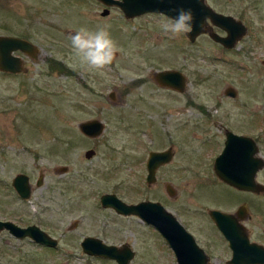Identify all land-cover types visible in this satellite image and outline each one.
<instances>
[{
	"label": "rangeland",
	"instance_id": "1",
	"mask_svg": "<svg viewBox=\"0 0 264 264\" xmlns=\"http://www.w3.org/2000/svg\"><path fill=\"white\" fill-rule=\"evenodd\" d=\"M209 1L247 24L236 49L224 51L206 35L190 41L185 33L165 34L160 28L165 17L157 13L130 19L118 7H108L101 15L105 6L97 0H0V34L28 38L40 48L36 60L17 52L26 73L0 72V219L37 224L58 239L51 248L0 230V264H116L86 254L80 241L87 235L133 245L137 255L130 264H177L156 229L135 215L101 206L105 192L126 202L159 201L209 253V264H226L231 254L209 210L234 211L239 192L219 181L213 163L223 148V123L258 135L264 151V5ZM103 26L122 52L101 75L78 66L68 30ZM49 60L69 71L50 69ZM161 69L182 71L187 88L158 86L151 74ZM227 85L236 89L235 97L224 94ZM111 91L115 101L108 97ZM251 113L258 115L254 125ZM90 118L105 123L95 138L78 128ZM169 146L172 160L148 185V152ZM88 148L95 150L90 158L84 155ZM60 166L67 170L59 172ZM20 172L31 180L27 199L11 184ZM40 172L43 181L36 185ZM254 203L264 215V199ZM75 220L77 226L68 230ZM259 222L255 236L264 226Z\"/></svg>",
	"mask_w": 264,
	"mask_h": 264
},
{
	"label": "water",
	"instance_id": "2",
	"mask_svg": "<svg viewBox=\"0 0 264 264\" xmlns=\"http://www.w3.org/2000/svg\"><path fill=\"white\" fill-rule=\"evenodd\" d=\"M105 8L101 15H107V7L115 6L122 10L126 18H133L148 12H163L170 17H175L174 9H191L194 22L193 31L186 33L187 37L194 41L201 33H208L211 38L225 47L231 48L236 41L247 32L243 22L230 14L218 12L208 5L205 0H99ZM223 29L227 34L221 36L209 29L210 25ZM74 33L75 31H71ZM23 55L36 60L40 54V48L33 41L16 35L0 34V72L18 74L26 73L28 67ZM152 80L160 87L183 92L187 88L188 79L178 69H161L152 72ZM225 94L235 96L233 86L225 89ZM115 91H111L108 97L116 100ZM80 132L90 138L102 134L105 123L99 118H90L78 123ZM225 145L216 156L213 169L216 175L228 184L242 189H256L259 184L255 182L256 171L264 167L261 157L252 158L253 152L257 151V145L245 135H238L231 131L227 132ZM246 145L249 147L247 148ZM95 154L93 148L85 150L84 155L90 158ZM174 152L171 146L163 150H150L146 160V182L153 184L156 181L157 169L169 163ZM249 163L250 165H245ZM59 172L67 170V166H60ZM43 173L40 172L36 185L42 183ZM11 184L21 199H27L31 195L32 185L26 173H17ZM165 189L173 196L175 189L171 184H165ZM100 203L103 207L113 208L123 215H137L142 221L152 225L163 237L168 246L173 250L178 264H207L208 255L198 245L195 237L191 234L177 217L167 210L159 201L141 200L138 202H126L115 193L105 192L100 195ZM211 218L216 226L229 241L232 249V257L229 264H256L264 263V249L258 246L248 245L247 239L232 214L220 210H209ZM77 220L73 221L68 229H73ZM0 230H7L16 238H29L34 242L54 248L58 245V239L37 224L19 225L12 220L0 219ZM82 250L92 256L114 259L116 264H130L134 257V251L126 244L121 246L107 244L96 236L87 235L80 241ZM248 248V250H247Z\"/></svg>",
	"mask_w": 264,
	"mask_h": 264
},
{
	"label": "flooded vegetation",
	"instance_id": "3",
	"mask_svg": "<svg viewBox=\"0 0 264 264\" xmlns=\"http://www.w3.org/2000/svg\"><path fill=\"white\" fill-rule=\"evenodd\" d=\"M97 1H99V0H97ZM222 1H226V0H222ZM100 2V1H99ZM205 2L208 4V5H210L213 9H215L216 11H218V12H221V11H219V10H217L212 4H211V2L209 1V0H205ZM256 2L258 3V4H263L264 5V0H256ZM101 3V2H100ZM102 4V3H101ZM103 5V4H102ZM110 7H115V6H109V8ZM105 8V7H104ZM108 8V7H107ZM109 8H108V10H109ZM148 13H155V12H148ZM146 14V13H145ZM157 14H159V16H162V17H170V16H168L167 14H165V13H163V12H159V13H157ZM140 16V15H139ZM137 17V16H136ZM133 18H135V17H133ZM236 18V17H235ZM130 19H132V18H130ZM237 19H239V20H241L242 22H243V17H242V19H240V18H237ZM208 22H209V25H210V21L208 20ZM243 24H245L246 25V27H247V31H248V26H247V24L246 23H244L243 22ZM219 28V27H218ZM217 26H214V25H210V27H209V29L211 30V31H215V32H217L218 34H220L221 36H224V35H226L227 33L223 30V32H218L217 31ZM221 29V28H220ZM69 31V33L70 34H73L71 31H72V29H69L68 30ZM74 31V30H73ZM186 34V33H185ZM200 35H206V36H208V38H210V40L212 41V42H214L215 44H217V45H219L220 47H222L223 48V50L224 51H231V50H234V49H236V47L238 46V45H242V42L244 41V37L246 36V33L244 34V35H242L237 41H236V43H235V45L233 46V47H231V48H228V47H225L224 45H222L221 43H219V42H217V41H215L213 38H211L210 36H209V34L208 33H201V34H199L198 36H200ZM187 36V35H186ZM197 36V37H198ZM196 37V38H197ZM243 37V38H242ZM195 38V39H196ZM189 39V38H188ZM190 40V39H189ZM191 41V40H190ZM195 41V40H194ZM240 47H242V46H239V48ZM242 49V48H241ZM242 52H251V53H253V51L252 50H247V49H242ZM260 62L262 63V64H264V59H260ZM159 86V85H158ZM229 85H227L225 88H224V94H225V89L228 87ZM230 86H232V85H230ZM235 91H236V89H235ZM226 95V94H225ZM236 95H237V91H236ZM235 95V96H236ZM229 96V95H228ZM234 96V97H235ZM231 97H233V96H231ZM255 113H251V114H249V116H252V118H250V122H251V125H254V120L255 119H257V117L256 116H258V115H256ZM232 126H230L228 123H223L222 125L220 124V130H221V132H222V140L221 141H223V147H224V145H225V141H226V138H227V132L228 131H231V132H233V133H235V134H238V135H245V136H248V137H250L251 139H252V141L253 142H255V144L257 145V151H255V152H253V153H251L252 154V158L254 159V158H258V157H261L263 160H264V151H263V147L260 145V143H259V138H258V135H254L253 133H249V132H247V131H243V130H235V129H233V128H231ZM246 147L248 148L249 146L248 145H246ZM223 149V148H222ZM147 160V159H146ZM245 165H250L249 163H247V164H245ZM158 170V169H157ZM219 178V177H218ZM220 179V178H219ZM254 180H255V182H257L258 184H259V186L256 188V189H242V188H237V187H235V186H232V185H230V184H228L227 182H225V181H223V180H219V181H221V182H223V183H225L226 185H228L229 187H231L232 189H235L236 191H238L239 193H238V195H239V201L237 202V206H236V209L234 210V211H232V212H225V213H229V214H232L233 216H234V218L236 219V221H237V223L239 224V225H241L242 226V233H243V236H244V238L245 239H247V243H248V245L250 246V245H252V247H253V245L254 246H258V248H262V249H264V226L262 227V230H261V232L259 233V231L257 232V233H259V235L258 236H255L254 235V233H253V226H256V227H259V221H260V218L262 219V220H264V215L263 214H261L258 210H256L255 209V203H254V199H264V167L263 168H261V169H259V170H257L256 171V174H255V176H254ZM29 181H30V183H31V180L29 179ZM37 181V180H36ZM35 181V182H36ZM43 181V180H42ZM147 183V182H146ZM32 185V184H31ZM149 185V184H148ZM32 188V187H31ZM15 190V189H14ZM31 193H32V191H31ZM111 193V192H110ZM175 194V193H174ZM120 198V197H119ZM123 200V199H122ZM141 201V200H140ZM101 204V203H100ZM111 209H113V208H111ZM114 210V209H113ZM115 211V210H114ZM116 212V211H115ZM223 212V211H222ZM116 213H118V212H116ZM119 215H123V214H120V213H118ZM135 216H137V215H135ZM138 217V216H137ZM139 218V217H138ZM210 218H211V216H210ZM140 219V218H139ZM141 220V219H140ZM211 220H212V222L215 224V222H214V220L211 218ZM144 222V221H143ZM145 223V222H144ZM77 224H78V220H77ZM147 224V223H146ZM70 225V224H69ZM147 225H149V226H151V227H153L152 225H150V224H147ZM77 226V225H76ZM75 226V227H76ZM215 226H216V224H215ZM74 227V228H75ZM217 227V226H216ZM73 228V229H74ZM154 228V227H153ZM218 228V227H217ZM67 229H68V227H67ZM155 229V228H154ZM69 230V229H68ZM70 230H72V229H70ZM219 230V229H218ZM220 231V233H221V235L223 236V238H224V240H225V242H226V244H227V246H228V249H229V251H230V254H231V256H230V258L232 257V249H231V247L229 246V241L227 240V238L224 236V234L221 232V230H219ZM9 233V232H8ZM91 236H94V235H91ZM96 237H98V236H96ZM100 238V237H99ZM101 239V238H100ZM103 240V239H102ZM105 243H107V244H113V243H108V242H106L105 240H103ZM165 243H166V241H165ZM123 244H126V245H128L133 251H134V257L137 255V251H136V249L134 248V246L133 245H131V244H129L128 242H123V243H120V244H115L114 243V245H118V246H121V245H123ZM167 244V243H166ZM168 245V244H167ZM199 245V244H198ZM201 247V246H200ZM134 248V249H133ZM168 248H169V246H168ZM169 249H171V248H169ZM204 249V248H203ZM247 250H248V248H247ZM171 251H172V253H173V255H174V258H175V261H176V263L178 264V262H177V259H176V256H175V254H174V252H173V250L171 249ZM205 251V250H204ZM206 252V251H205ZM207 253V252H206ZM207 255H208V262H207V264H209V261H210V255H209V253H207ZM99 257V256H98ZM133 257V258H134ZM101 258H103V257H101ZM229 258V259H230ZM107 259H109V258H107ZM228 259V260H229ZM111 260H114V259H111ZM228 260L227 261H224L226 264H229L228 263ZM115 261V260H114ZM116 262V261H115ZM256 264H260V263H256ZM262 264H264V263H262Z\"/></svg>",
	"mask_w": 264,
	"mask_h": 264
},
{
	"label": "clouds",
	"instance_id": "4",
	"mask_svg": "<svg viewBox=\"0 0 264 264\" xmlns=\"http://www.w3.org/2000/svg\"><path fill=\"white\" fill-rule=\"evenodd\" d=\"M175 17H165L160 28L165 34L175 37L193 31L194 16L191 9H174ZM71 54L78 66L101 75L122 52L112 37L108 26L89 29L80 27L69 36Z\"/></svg>",
	"mask_w": 264,
	"mask_h": 264
},
{
	"label": "trees",
	"instance_id": "5",
	"mask_svg": "<svg viewBox=\"0 0 264 264\" xmlns=\"http://www.w3.org/2000/svg\"><path fill=\"white\" fill-rule=\"evenodd\" d=\"M49 67L52 70H58V71H69L68 68H66L62 63L55 60H49Z\"/></svg>",
	"mask_w": 264,
	"mask_h": 264
}]
</instances>
